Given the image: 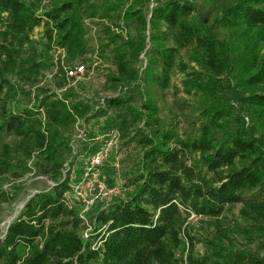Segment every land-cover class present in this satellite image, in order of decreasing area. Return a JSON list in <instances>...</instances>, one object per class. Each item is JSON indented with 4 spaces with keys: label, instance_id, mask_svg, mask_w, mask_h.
Masks as SVG:
<instances>
[{
    "label": "trees",
    "instance_id": "trees-1",
    "mask_svg": "<svg viewBox=\"0 0 264 264\" xmlns=\"http://www.w3.org/2000/svg\"><path fill=\"white\" fill-rule=\"evenodd\" d=\"M106 53L110 95L84 97L92 74L68 79L64 66ZM100 118L135 152L121 192L82 213L67 196L85 173L72 141ZM29 173L51 184L0 233V264H264V0H0V208Z\"/></svg>",
    "mask_w": 264,
    "mask_h": 264
},
{
    "label": "rangeland",
    "instance_id": "rangeland-1",
    "mask_svg": "<svg viewBox=\"0 0 264 264\" xmlns=\"http://www.w3.org/2000/svg\"><path fill=\"white\" fill-rule=\"evenodd\" d=\"M48 1V0H44ZM90 25H94L89 23ZM88 26V42L90 46H94L97 44L98 40V33L97 30L99 27L96 25L95 28L93 26ZM96 29V31H95ZM39 29H36L34 34L37 36L39 34ZM130 32H132V29L130 28ZM108 54L106 53L104 55V59H97L98 56H92V60L90 63L85 64L86 67V73L92 74L88 80H83L79 85V91L80 94H82L84 97L91 96V98H99L103 95H110L109 92L105 91L103 89V83H104V76L107 71V69H114L113 65L110 62V59L107 57ZM142 57V56H141ZM143 58V57H142ZM180 76L177 75L173 78L172 82L175 85H180ZM104 90V91H103ZM166 98L169 103H172L174 100V97L172 96L171 90L167 92ZM18 99L21 102V99L26 100L22 97V95L18 96ZM161 117L168 121L170 119L169 113L163 109L160 113ZM103 118H100L99 121H95L94 119L90 120L87 124L79 125L77 130L75 131V139L72 141L74 153L77 155L75 158V164L73 166V169H76L77 165L83 166L85 173L83 174V177H81L76 183L72 181L71 187L72 191L70 193H67V196L71 199H74L77 201V204L80 207V212L88 211L94 207V205H99L105 200H107L110 196L116 193L121 192V185L122 181L120 178V175L118 174L120 172V168L122 165H124L126 162H129L131 160L130 157L133 156V152H135L132 149H129L127 147H123L121 144V140L118 138V135L116 133L115 138L113 139V144L107 149L106 156L103 158L104 164H107L106 162H110L116 170L113 173V177L115 178V183L112 186H109L106 181H104V178L106 177L105 173H102V169L97 167L99 166L96 163H88L89 158L86 156V152L83 149V143L85 133H87L86 130H90L92 133L95 134L94 139L91 141H88L90 143H97L98 147L103 145L105 140L109 138V134H103L100 127L102 124ZM86 128V130H85ZM110 137H113L112 135ZM128 156V157H127ZM101 163V162H100ZM99 163V164H100ZM102 173V174H101ZM22 184L20 185V189L13 200L12 203L7 204L4 203L1 205L0 208V233L4 231L6 226L19 214L21 211L25 201L36 191L40 189L46 188L48 185L51 184V181L45 177L35 175L33 173H29L28 175H25L22 178ZM10 184V183H9ZM8 182L5 183L4 187L9 189ZM238 209L239 205H236L234 207L228 208L226 212H224L223 221L225 224L232 226L238 220ZM84 216V215H83ZM189 221L192 225H194L195 230L193 234H195L197 237L200 236V234L203 233V235L206 234V231L210 230L206 227V218H200L196 216H190ZM233 228V231L231 232L232 235L237 236L238 240H242L240 229ZM256 244H251L250 247L254 249ZM206 246L204 243L198 242L195 245V251L198 254H201L205 251Z\"/></svg>",
    "mask_w": 264,
    "mask_h": 264
},
{
    "label": "built area",
    "instance_id": "built-area-1",
    "mask_svg": "<svg viewBox=\"0 0 264 264\" xmlns=\"http://www.w3.org/2000/svg\"><path fill=\"white\" fill-rule=\"evenodd\" d=\"M64 70H65V75L66 77L69 78H74V79H81L85 77L86 74V67L84 63H78L76 65H74L73 67H67L64 66ZM90 75V74H89ZM113 137H110V136ZM116 136V131L111 130V132L109 133V138L107 140H105V142L103 143V145H101L99 147V149L92 154L89 158V163H96L99 164L100 162L103 161V158L106 156L107 153V149H109V147L113 144V139ZM81 217L84 218V216L81 214ZM84 237L88 236V232L87 229L84 231L83 233Z\"/></svg>",
    "mask_w": 264,
    "mask_h": 264
}]
</instances>
